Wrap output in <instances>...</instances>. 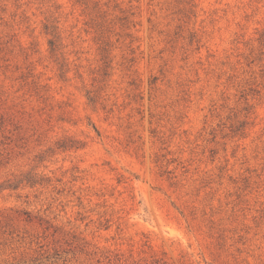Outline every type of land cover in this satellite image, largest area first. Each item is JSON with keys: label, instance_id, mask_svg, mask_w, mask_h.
Wrapping results in <instances>:
<instances>
[{"label": "rangeland", "instance_id": "rangeland-1", "mask_svg": "<svg viewBox=\"0 0 264 264\" xmlns=\"http://www.w3.org/2000/svg\"><path fill=\"white\" fill-rule=\"evenodd\" d=\"M0 264H264V0H0Z\"/></svg>", "mask_w": 264, "mask_h": 264}]
</instances>
